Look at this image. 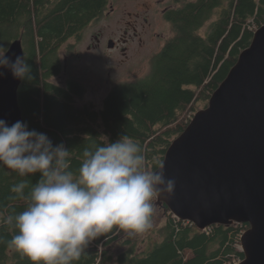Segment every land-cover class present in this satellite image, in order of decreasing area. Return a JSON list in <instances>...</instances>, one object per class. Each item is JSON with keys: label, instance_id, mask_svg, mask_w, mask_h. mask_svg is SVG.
Instances as JSON below:
<instances>
[{"label": "trees", "instance_id": "trees-1", "mask_svg": "<svg viewBox=\"0 0 264 264\" xmlns=\"http://www.w3.org/2000/svg\"><path fill=\"white\" fill-rule=\"evenodd\" d=\"M109 2L0 0V43L9 49L14 40H22L33 77L23 80L18 90L23 122L29 130L45 133L53 145L63 143L73 170L79 167L83 149L102 143L101 136L114 142L125 134L141 145L146 169L156 170L200 103H208L264 24V0H182L166 9L173 35L153 56L150 72L115 85L99 109L80 106L77 98L86 92L81 82L54 81L63 70L60 51L70 39H80L106 13ZM39 179L40 173L21 177L0 166L3 241L16 233L4 218L22 212L28 203L11 192L12 186L21 180L31 186ZM24 191L26 196L29 189ZM153 205L149 230L129 234L113 229L92 240L73 264H236L244 259L238 245L249 224H216L201 230L175 217L157 199ZM5 242H0V264H31Z\"/></svg>", "mask_w": 264, "mask_h": 264}, {"label": "clouds", "instance_id": "clouds-1", "mask_svg": "<svg viewBox=\"0 0 264 264\" xmlns=\"http://www.w3.org/2000/svg\"><path fill=\"white\" fill-rule=\"evenodd\" d=\"M8 51L0 43V68L16 79L31 80L25 54L13 61ZM101 137L102 143L83 149L79 167L73 170L63 143L53 145L45 133L29 130L26 122L9 126L0 119V165L21 177L40 173L31 186L28 180L12 186L11 192L28 203L22 212L4 218L16 233L0 242L31 264H73L102 234L113 229L137 234L152 227L153 201L174 195L175 179L165 176L162 163L147 170L141 145L127 134L114 142Z\"/></svg>", "mask_w": 264, "mask_h": 264}, {"label": "water", "instance_id": "water-1", "mask_svg": "<svg viewBox=\"0 0 264 264\" xmlns=\"http://www.w3.org/2000/svg\"><path fill=\"white\" fill-rule=\"evenodd\" d=\"M23 54L20 38L6 53L13 61ZM0 72V119L11 126L23 121L18 98L22 80L8 69ZM162 164L176 187L171 197L157 198L158 204L201 230L249 224L241 236L245 257L237 264H264V24L208 106L174 139Z\"/></svg>", "mask_w": 264, "mask_h": 264}, {"label": "rangeland", "instance_id": "rangeland-1", "mask_svg": "<svg viewBox=\"0 0 264 264\" xmlns=\"http://www.w3.org/2000/svg\"><path fill=\"white\" fill-rule=\"evenodd\" d=\"M181 2L182 0H110L106 13L93 21L80 39L72 38L62 46L60 55L63 70L54 77V81L62 85L70 79L81 82L86 92L77 98V104H93L98 109L101 108L104 98L115 85L137 80L150 72L153 56L161 51L166 40L173 35L164 12ZM134 25H137L139 35L127 44L122 43V46L127 47L126 53L121 46L115 49L107 46L109 38L121 40L124 30ZM95 35L102 36L106 41L104 46L97 45ZM207 104L201 102L199 110L206 108ZM143 236L146 237L147 234L144 233ZM241 246L238 245V248L241 249Z\"/></svg>", "mask_w": 264, "mask_h": 264}, {"label": "flooded vegetation", "instance_id": "flooded-vegetation-1", "mask_svg": "<svg viewBox=\"0 0 264 264\" xmlns=\"http://www.w3.org/2000/svg\"><path fill=\"white\" fill-rule=\"evenodd\" d=\"M147 21V19H145ZM129 29H132L133 31L130 32ZM138 27L137 25L132 26V28H127L124 30V33L121 36V40H119L118 38H109L107 40V46L109 47V43L110 41L113 42V47H111L112 49L118 48L121 46V49L124 53H126L127 47L126 46H122L123 44H127L128 42H130L131 39H134L136 36H138ZM95 39L97 40V45L104 46V43H106V41H104V39L102 38L101 35H95ZM96 46V45H95ZM90 48H92V46H89ZM110 48V47H109Z\"/></svg>", "mask_w": 264, "mask_h": 264}, {"label": "built area", "instance_id": "built-area-1", "mask_svg": "<svg viewBox=\"0 0 264 264\" xmlns=\"http://www.w3.org/2000/svg\"><path fill=\"white\" fill-rule=\"evenodd\" d=\"M238 262H236V264H237Z\"/></svg>", "mask_w": 264, "mask_h": 264}]
</instances>
